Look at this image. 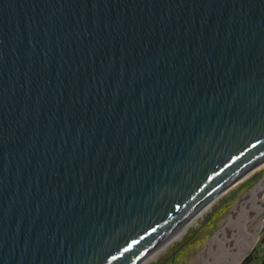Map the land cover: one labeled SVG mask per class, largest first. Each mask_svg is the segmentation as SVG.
Here are the masks:
<instances>
[{
    "label": "water",
    "instance_id": "obj_1",
    "mask_svg": "<svg viewBox=\"0 0 264 264\" xmlns=\"http://www.w3.org/2000/svg\"><path fill=\"white\" fill-rule=\"evenodd\" d=\"M262 164L264 0H0V264H147Z\"/></svg>",
    "mask_w": 264,
    "mask_h": 264
},
{
    "label": "bare ground",
    "instance_id": "obj_2",
    "mask_svg": "<svg viewBox=\"0 0 264 264\" xmlns=\"http://www.w3.org/2000/svg\"><path fill=\"white\" fill-rule=\"evenodd\" d=\"M261 167L259 165L257 169ZM250 174L244 175L238 183ZM263 212L264 177L236 202L219 230L209 240L205 247V264H240L260 237L262 222L259 217Z\"/></svg>",
    "mask_w": 264,
    "mask_h": 264
},
{
    "label": "rangeland",
    "instance_id": "obj_3",
    "mask_svg": "<svg viewBox=\"0 0 264 264\" xmlns=\"http://www.w3.org/2000/svg\"><path fill=\"white\" fill-rule=\"evenodd\" d=\"M262 177H264V164H262L261 168L252 172L245 180L237 183L221 197V199H223L221 207L223 208L218 213L215 214L218 200L215 201L213 205H211V207L207 211L212 212V215L208 222L203 223V220L207 214V212H204L192 225L187 228L185 234H183L176 241H173L171 244H169L166 249L162 253H160L155 261L159 262L168 258V256L172 253V251L177 247L178 244L187 241L190 233L193 230H199L203 228L196 239L192 241L189 246H187V250L184 251L182 255H180V259L175 262V264H200L201 254L203 253V250L205 249L209 240L219 230L222 222L226 219L233 206L241 197L246 195L247 192L252 189L257 184V182L261 180ZM259 220H261L262 222L261 230L259 231L260 237L248 252L246 257L251 254V252L257 247V245L260 243V240L264 236V212L260 215Z\"/></svg>",
    "mask_w": 264,
    "mask_h": 264
},
{
    "label": "flooded vegetation",
    "instance_id": "obj_4",
    "mask_svg": "<svg viewBox=\"0 0 264 264\" xmlns=\"http://www.w3.org/2000/svg\"><path fill=\"white\" fill-rule=\"evenodd\" d=\"M259 182V181H258ZM223 207H216V209H215V214L216 213H218L221 209H222ZM232 211V210H231ZM230 211V212H231ZM227 218V217H226ZM203 228H201V229H196L197 230V235H196V237L200 234V232H201V230H202ZM215 235V234H214ZM194 236V234H193V232H191L190 233V235H189V237H188V239H187V241H184V242H182V243H180V244H178L177 245V247L172 251V253L168 256V258H166V259H164V260H161V261H155L156 259H157V257L160 255V253H162L166 248H164L162 251H160L156 256H154L153 257V259L150 261V262H148L147 264H175V262H177L179 259H180V255H182L183 254V252L184 251H186L187 250V246H189L191 243H192V241H194L195 239H196V237H194V239L192 240V241H190L191 240V238ZM180 237H178V238H176V239H174L173 241H176L177 239H179ZM190 242H189V241ZM172 241V242H173ZM171 242V243H172ZM205 254V249L203 250V253L201 254V259H200V264H205L206 263V259H207V257L204 255ZM243 261V260H242ZM241 261V262H242ZM241 264V263H240Z\"/></svg>",
    "mask_w": 264,
    "mask_h": 264
},
{
    "label": "trees",
    "instance_id": "obj_5",
    "mask_svg": "<svg viewBox=\"0 0 264 264\" xmlns=\"http://www.w3.org/2000/svg\"><path fill=\"white\" fill-rule=\"evenodd\" d=\"M194 236L191 238L190 241L194 239L197 235V230L192 231ZM189 241V242H190ZM241 264H264V236L260 240V243L257 245V247L251 252L250 255H248Z\"/></svg>",
    "mask_w": 264,
    "mask_h": 264
}]
</instances>
